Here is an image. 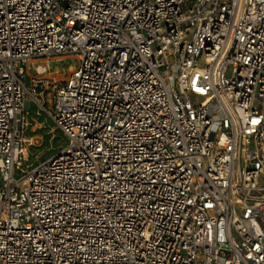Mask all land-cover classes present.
Returning <instances> with one entry per match:
<instances>
[{
	"label": "built area",
	"instance_id": "built-area-1",
	"mask_svg": "<svg viewBox=\"0 0 264 264\" xmlns=\"http://www.w3.org/2000/svg\"><path fill=\"white\" fill-rule=\"evenodd\" d=\"M261 179L264 0H0V264H264Z\"/></svg>",
	"mask_w": 264,
	"mask_h": 264
},
{
	"label": "rangeland",
	"instance_id": "rangeland-1",
	"mask_svg": "<svg viewBox=\"0 0 264 264\" xmlns=\"http://www.w3.org/2000/svg\"><path fill=\"white\" fill-rule=\"evenodd\" d=\"M49 65L53 70L50 76L55 75L59 79H62L68 71L64 69L66 65L65 60L62 58L50 60ZM59 68L63 70H59L56 73L55 70ZM29 75L32 77L37 76L33 71H30ZM42 76H47V73H43ZM25 123L24 138L26 141L24 144L27 149L26 153L28 154L29 162L47 159L63 145V141L56 134L53 124L43 114H30L26 116ZM260 182L264 183V179H261Z\"/></svg>",
	"mask_w": 264,
	"mask_h": 264
},
{
	"label": "trees",
	"instance_id": "trees-1",
	"mask_svg": "<svg viewBox=\"0 0 264 264\" xmlns=\"http://www.w3.org/2000/svg\"><path fill=\"white\" fill-rule=\"evenodd\" d=\"M55 132H56V134L58 135L59 139H60L61 141H63V143H64V137H63L62 133H61L59 130H57V129H55ZM63 143H62V144H63ZM54 153H55V152H54Z\"/></svg>",
	"mask_w": 264,
	"mask_h": 264
}]
</instances>
